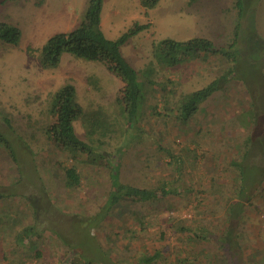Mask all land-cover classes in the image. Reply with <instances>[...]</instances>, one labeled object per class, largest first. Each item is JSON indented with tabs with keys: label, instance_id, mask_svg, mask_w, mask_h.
<instances>
[{
	"label": "rangeland",
	"instance_id": "1",
	"mask_svg": "<svg viewBox=\"0 0 264 264\" xmlns=\"http://www.w3.org/2000/svg\"><path fill=\"white\" fill-rule=\"evenodd\" d=\"M88 2L0 0V21L21 31L18 47L0 42V131L9 137L19 161L14 164L0 147V193H15L0 200V264H85L82 256L93 264H183L187 259L220 264L227 259L214 236L226 228L227 206L238 187L229 164L264 162V0H158L147 10L140 0H102L101 30L107 39L137 24L148 25L120 51L141 82L150 61L155 68L154 84L145 89L138 116L143 135L117 156L119 180L168 191L154 201L122 200L107 212L112 180L104 158L112 155L115 161V151L133 138L131 130L125 131L119 100L123 84L106 61L63 53L56 68L44 69L37 53L26 52L80 26ZM194 38L221 50L201 52L172 67L155 63L153 44ZM234 66L239 76L258 71L257 76L247 79V88L236 79L222 80L223 88L200 102L182 124L176 113L180 100ZM67 82L75 86L83 111L74 122L75 133L103 154L95 164L84 163L83 157L71 159L45 137L51 97ZM100 113L109 124L104 137L90 133L91 117ZM249 134L254 145L248 150ZM71 165L80 173V186L73 190L65 187L63 173ZM33 203L43 230L34 244L16 245L14 235L33 219L27 207ZM182 227L189 232L178 231ZM238 231L243 264H264V180L244 205ZM73 243L81 244V254L66 257ZM36 251L40 256L32 257Z\"/></svg>",
	"mask_w": 264,
	"mask_h": 264
},
{
	"label": "trees",
	"instance_id": "2",
	"mask_svg": "<svg viewBox=\"0 0 264 264\" xmlns=\"http://www.w3.org/2000/svg\"><path fill=\"white\" fill-rule=\"evenodd\" d=\"M5 1V0H4ZM16 1V0H12ZM158 0H140L143 8L151 9L155 7ZM102 0H89L88 6L85 12L83 23L67 32L57 33L47 40V42L41 46V48L33 49L31 47L26 48L27 54L30 56L37 53L39 64L44 69L56 68L60 63V58L63 53L71 54L77 58L90 61H106L108 69L119 79L123 84L119 93V100L123 105V113L125 114V131L131 130L133 135L131 140H127L123 143L113 154L116 157L115 161H112L110 157L104 158L108 168L109 174L112 180L111 190L108 193L107 202L104 206V211L107 212L114 208L122 200H134L135 202L154 201L157 197H165L168 191L163 187L158 189L143 188L130 184H124L119 180V160L117 156L120 149L127 148L131 144L138 141V138L143 135L138 125V116L140 108L143 104L144 93L147 87L154 84L151 76L154 73V64L150 61L146 67L142 70L144 80L141 82L138 80V73L136 69L122 56L120 48L125 44L128 39L145 29L148 25L137 24L133 29L128 32L122 33L116 39H107L101 30V13ZM241 12V10L239 11ZM21 38L20 29L9 22L0 21V42L7 46L18 47ZM232 45V44H231ZM230 45V46H231ZM233 45H236L234 41ZM221 49H217L213 46L212 42L207 39L194 38L186 42L174 41L172 39H163L158 43L153 44L152 53L155 63L161 66L172 67L176 63L182 62L189 58H196L201 52L216 53ZM233 63L237 62V53L231 55ZM233 67V65H232ZM229 68L220 77L212 80L206 86L197 89L183 97L176 106L177 119L185 124L196 113L200 102L204 101L207 97L223 88L221 81L228 78L236 79L241 82L243 86L246 84L248 87L247 79L257 76L258 71L252 72L249 76H239L236 73V68ZM236 73V76H235ZM235 76V77H234ZM234 77V78H232ZM247 93L248 89H247ZM254 102H252L251 109L253 111L252 119H255ZM82 108L77 101V93L75 86L67 82L60 87L51 97L50 111L48 117L51 119L44 126V134L47 140H49L56 148L68 153L71 159L78 160L83 157L84 163L95 164V162L103 157L102 152L99 149L91 146L80 139L75 133L74 122L77 121L82 115ZM103 113L93 115L90 120V133H99V136L104 137L108 132V125L104 121ZM3 121L6 123L9 129H12L10 120L3 116ZM250 134L248 135V137ZM246 139V149L252 147L253 141L251 137ZM253 140V139H252ZM264 144L263 141H261ZM0 147H3L5 152L9 155L14 164L19 163L18 156L11 143L9 137L0 131ZM245 149V151H246ZM247 152V151H246ZM261 162L264 161V148H261ZM235 170V182L238 187L235 190V199L229 203L226 212L227 225L223 233L220 235H213L216 241L219 242L224 256L227 260H222L220 264H243L242 252L240 245L238 244V225L241 218V213L244 210V205L251 202L253 194L258 189L259 184L264 180V162L260 165L257 162L251 164H244L242 161H232L230 164ZM246 169V170H245ZM64 173V185L68 189H76L80 186V173L75 166L63 168ZM248 170H250L248 172ZM253 173V174H252ZM250 174V177L247 176ZM254 175V177H253ZM258 177L260 180L258 181ZM15 193H0V200L13 197ZM26 202H31L30 199L25 198ZM33 206H27L31 210L30 223L25 224L23 229L21 228L14 236V241L17 244H23L30 242L34 244V239L40 236L43 227H38L36 218V212L40 210L35 209ZM55 206H53V209ZM58 210L57 208H55ZM7 220L9 215H7ZM3 219V215H0V220ZM14 221V220H13ZM82 225H86L83 223ZM4 223V221H3ZM189 232L187 227H182L178 231ZM52 233L59 234L53 228L50 230ZM196 235V234H193ZM65 241L64 239H62ZM81 244L73 243L69 246V252L66 257L81 254ZM40 256V252L36 251L32 257ZM153 257H157L155 254ZM188 260V259H187ZM183 261V264H196L194 260L191 262ZM197 264H201L200 259ZM82 261L85 264H93L94 261L82 256ZM154 260H151L153 262ZM211 264H217L211 262Z\"/></svg>",
	"mask_w": 264,
	"mask_h": 264
},
{
	"label": "crops",
	"instance_id": "3",
	"mask_svg": "<svg viewBox=\"0 0 264 264\" xmlns=\"http://www.w3.org/2000/svg\"><path fill=\"white\" fill-rule=\"evenodd\" d=\"M100 26H101V23H100Z\"/></svg>",
	"mask_w": 264,
	"mask_h": 264
}]
</instances>
